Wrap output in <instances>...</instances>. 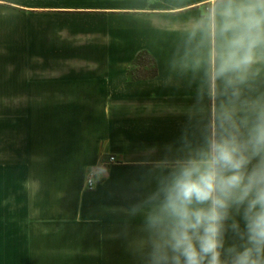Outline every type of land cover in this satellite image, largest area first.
Returning a JSON list of instances; mask_svg holds the SVG:
<instances>
[{"label": "crops", "instance_id": "1", "mask_svg": "<svg viewBox=\"0 0 264 264\" xmlns=\"http://www.w3.org/2000/svg\"><path fill=\"white\" fill-rule=\"evenodd\" d=\"M217 9L0 0V264H148L160 184L264 102V59L218 77ZM140 52L156 75L130 81Z\"/></svg>", "mask_w": 264, "mask_h": 264}, {"label": "clouds", "instance_id": "2", "mask_svg": "<svg viewBox=\"0 0 264 264\" xmlns=\"http://www.w3.org/2000/svg\"><path fill=\"white\" fill-rule=\"evenodd\" d=\"M219 78L264 59V0H217ZM148 264H264V102L179 162L150 198ZM239 216L243 221L235 217ZM231 230L239 245L226 246Z\"/></svg>", "mask_w": 264, "mask_h": 264}, {"label": "trees", "instance_id": "3", "mask_svg": "<svg viewBox=\"0 0 264 264\" xmlns=\"http://www.w3.org/2000/svg\"><path fill=\"white\" fill-rule=\"evenodd\" d=\"M142 57L148 58V62L150 66L147 65L146 62H143V61L139 62L141 61ZM133 67H136L134 71H133ZM133 67L129 69V71L127 72L128 79L130 81L148 79L156 75L155 62L146 52H140L136 56Z\"/></svg>", "mask_w": 264, "mask_h": 264}, {"label": "built area", "instance_id": "4", "mask_svg": "<svg viewBox=\"0 0 264 264\" xmlns=\"http://www.w3.org/2000/svg\"><path fill=\"white\" fill-rule=\"evenodd\" d=\"M114 158L113 157H110L109 158V162H114ZM95 185V182H94V174L93 173H89L85 179V182L83 184V189H86V190H91Z\"/></svg>", "mask_w": 264, "mask_h": 264}, {"label": "rangeland", "instance_id": "5", "mask_svg": "<svg viewBox=\"0 0 264 264\" xmlns=\"http://www.w3.org/2000/svg\"><path fill=\"white\" fill-rule=\"evenodd\" d=\"M146 62L147 63V65H149L150 66V64H149V62H148V58L147 57H142L141 58V61H139V62ZM136 69V67H133V71Z\"/></svg>", "mask_w": 264, "mask_h": 264}]
</instances>
